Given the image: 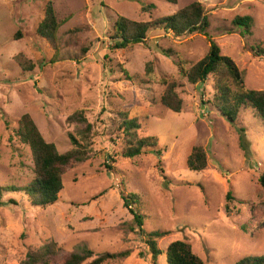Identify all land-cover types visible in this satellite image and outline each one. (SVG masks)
Masks as SVG:
<instances>
[{"label": "rangeland", "instance_id": "rangeland-1", "mask_svg": "<svg viewBox=\"0 0 264 264\" xmlns=\"http://www.w3.org/2000/svg\"><path fill=\"white\" fill-rule=\"evenodd\" d=\"M48 1L62 23L56 54L36 34ZM192 1L206 9L208 34L241 70L244 86L264 90V55L254 51L264 49V0H0V185L21 186L33 176L30 150L12 132L22 114H30L59 152L72 147L69 134L79 138L85 125L69 122L70 114L84 110L91 124L84 140L89 156L65 168L55 203L34 206L21 192H2V201L14 202L0 206V264H19L29 249L50 241L57 250L49 264H62L83 246L92 249V258L129 251L102 264H166L164 252L153 262L123 205L120 181L125 193L136 194L131 209L142 215V230L168 231L156 239L161 251L185 240L204 264H236L264 254V186L257 181L264 173V120L248 108L228 121L209 102L212 76L190 84L176 64L200 59L208 48L205 36L155 29L144 43L125 49L115 48L109 37L117 15L145 21ZM235 16L252 18L251 35L232 23ZM19 52L34 62L32 71L13 60ZM162 78L180 85L179 112L160 103ZM120 110L138 119L139 135L157 137L156 148L132 159L118 154L122 143L113 129ZM192 146L206 153L201 171L186 167ZM107 155L114 159L109 171ZM228 190L229 211L224 207Z\"/></svg>", "mask_w": 264, "mask_h": 264}, {"label": "trees", "instance_id": "trees-1", "mask_svg": "<svg viewBox=\"0 0 264 264\" xmlns=\"http://www.w3.org/2000/svg\"><path fill=\"white\" fill-rule=\"evenodd\" d=\"M165 1L171 4L177 2V0ZM149 6L153 5L150 4ZM232 23L242 27L243 35H251L252 18L250 16H235ZM61 24L51 2L48 1L44 5L43 17L36 26V34L47 42L54 50V54L59 50L57 32ZM208 27L209 21L206 9L199 1H192L174 10L169 15L145 21H136L117 15L109 37L115 41V48L125 49L135 44L144 43L147 32L155 29H163L175 36L191 33L203 34L208 44L206 52L200 59L190 63L189 66H187L186 61L179 59L176 64L180 74L190 84L203 82L211 75L214 92L209 102L228 121L234 122L239 112H244L248 108L264 120V90L250 89L244 86L241 70L238 69L232 58L221 53L218 44L209 36ZM254 51L256 55H264L263 48L256 47ZM13 60L23 71L30 72L34 69V62L21 52L15 54ZM122 71L126 77H129L123 68ZM160 80L165 85L160 96V103L166 109L179 112L182 106V99L178 92L180 85L173 79L162 78ZM83 111L76 110L67 118L69 122H80L85 125L80 130L79 138L69 134L72 147L65 152H59L54 143L45 140L30 114L24 113L16 120L12 132L30 150L33 176L29 182L21 186L16 184L0 185V206L7 202H14L13 199L2 201L3 191L21 192L25 195L27 201L34 206L46 207L57 201L58 194L63 189L65 168L84 161L89 156V148L84 140L91 130V124L83 115ZM117 116L118 121L113 132L114 139H120L122 143L118 154L123 158L132 159L149 148H156L158 144L156 136H141L138 134L141 123L136 117H129L124 110L118 111ZM240 132L239 143L243 146L245 139L242 128H240ZM154 152L158 156L161 155L159 149H155ZM107 157H105L104 165L109 171L112 168L110 163L114 159L109 155ZM158 163H160V157ZM206 164L207 157L203 147L192 146L186 157V167L192 171H201ZM257 181L261 186H264V173L259 175ZM120 185V196L123 205L130 209L134 225L138 228V232L143 235L153 262H156L158 255L164 252L166 264H204L185 240H174L166 246L164 251H161L157 247L156 239L165 236L168 231L157 230L145 233L142 230V215L139 214L136 208L131 209V206L135 204L136 194L125 193L126 184L124 181H120ZM232 198V193L228 190L225 194L226 203L224 206L227 211L230 210L227 202ZM56 250L55 242L44 243L37 249H29L19 264H49V260L56 253ZM94 254L92 249L83 246L79 250L66 255L62 264H102L108 259L126 257L129 255V251H105L92 258ZM236 264H264V254L241 258Z\"/></svg>", "mask_w": 264, "mask_h": 264}]
</instances>
